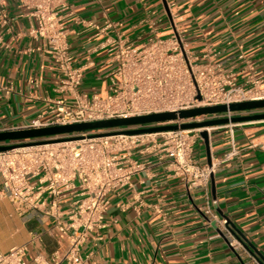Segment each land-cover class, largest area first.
Returning a JSON list of instances; mask_svg holds the SVG:
<instances>
[{"label": "crops", "instance_id": "obj_1", "mask_svg": "<svg viewBox=\"0 0 264 264\" xmlns=\"http://www.w3.org/2000/svg\"><path fill=\"white\" fill-rule=\"evenodd\" d=\"M67 2L71 7L64 21L74 65L85 70V91L104 93L107 88L109 41L122 36L142 44L174 28L181 29L197 51L214 46L218 61L239 84L264 80V0ZM9 13L11 25L0 26V128L24 126L44 111L46 99L59 97V74L50 56L31 51L41 41L29 35V19L19 17L22 12L14 0ZM209 135V148L202 137L195 146L200 164L229 152L232 135L242 150L211 178L214 210L264 257V120L210 129ZM137 158L148 168L135 177L133 188L110 196L103 240L95 246L91 237L85 264H257L228 227L201 212L200 192L188 193L168 165L154 156ZM36 225L27 224L7 199H0L2 252L29 243Z\"/></svg>", "mask_w": 264, "mask_h": 264}, {"label": "built area", "instance_id": "obj_2", "mask_svg": "<svg viewBox=\"0 0 264 264\" xmlns=\"http://www.w3.org/2000/svg\"><path fill=\"white\" fill-rule=\"evenodd\" d=\"M10 1L0 0V26H10L14 20ZM14 1L22 12L19 17L30 21L29 35L41 41V46L31 51L49 55L59 74V97L46 99L44 111L24 126L4 127L0 132L264 100V80H254L251 86L239 84L218 61L214 46L206 44L197 51L178 28L166 36L153 34L142 44L122 36L109 41L112 68L107 88L104 93L85 91V70L74 65L64 21V13L71 7L67 0ZM239 58L244 60V56ZM232 116L228 113L174 124ZM200 133L198 129H179L119 134L0 152V199H7L27 224L37 223L29 243L8 252L0 250V264H85L90 257L84 256L88 241L93 237V245L98 246L103 240L110 196L133 188L135 177L148 168L137 155H152L166 163L188 193H201V212L227 227V221L214 210L210 182L222 166L239 158L242 150L232 135L229 152L212 159L210 165L200 164L194 158ZM235 242L243 246L237 239ZM253 261L259 264L255 258Z\"/></svg>", "mask_w": 264, "mask_h": 264}, {"label": "water", "instance_id": "obj_3", "mask_svg": "<svg viewBox=\"0 0 264 264\" xmlns=\"http://www.w3.org/2000/svg\"><path fill=\"white\" fill-rule=\"evenodd\" d=\"M167 6V4L165 3ZM264 100L246 101L234 103L230 106L221 105L215 107L197 108L193 110L180 111L179 113L167 112L152 114L142 117L128 119H114L90 123L73 124L67 126H55L39 129H25L0 132V152H7L18 147H38L44 145H54L61 143H71L89 139H100L112 137L119 134L129 136L156 134L176 130H201V137L205 141L207 148L210 144L208 129H216L243 122L264 120ZM233 114L232 118L220 117L211 118L202 122H184L174 124L179 121H188L199 117H211L215 115ZM240 113H251L240 116ZM256 113V114H255ZM8 143H14L7 145ZM16 143V144H15ZM211 164V159L209 160ZM231 233L236 236L251 257L255 258L259 264H264V257L257 252L243 237L240 232L231 225H227Z\"/></svg>", "mask_w": 264, "mask_h": 264}, {"label": "trees", "instance_id": "obj_4", "mask_svg": "<svg viewBox=\"0 0 264 264\" xmlns=\"http://www.w3.org/2000/svg\"><path fill=\"white\" fill-rule=\"evenodd\" d=\"M46 243H49L48 241H46Z\"/></svg>", "mask_w": 264, "mask_h": 264}]
</instances>
